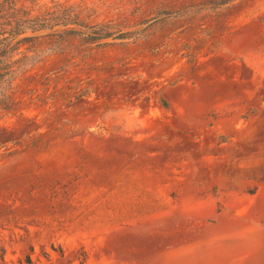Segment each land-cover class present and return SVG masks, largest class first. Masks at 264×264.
Instances as JSON below:
<instances>
[{
    "label": "rangeland",
    "instance_id": "obj_1",
    "mask_svg": "<svg viewBox=\"0 0 264 264\" xmlns=\"http://www.w3.org/2000/svg\"><path fill=\"white\" fill-rule=\"evenodd\" d=\"M13 3L0 264H264V0Z\"/></svg>",
    "mask_w": 264,
    "mask_h": 264
},
{
    "label": "trees",
    "instance_id": "obj_2",
    "mask_svg": "<svg viewBox=\"0 0 264 264\" xmlns=\"http://www.w3.org/2000/svg\"><path fill=\"white\" fill-rule=\"evenodd\" d=\"M13 5V0H0V116L11 109L10 89L16 74L23 70L22 61L25 56L16 57L17 50L22 42L34 37L25 35L27 30L35 31L32 27L20 24L17 18H12ZM21 35L22 38H18Z\"/></svg>",
    "mask_w": 264,
    "mask_h": 264
}]
</instances>
